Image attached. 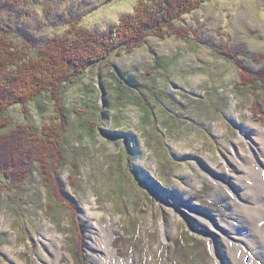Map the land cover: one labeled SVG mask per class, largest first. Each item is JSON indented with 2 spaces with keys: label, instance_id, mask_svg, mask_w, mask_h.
Instances as JSON below:
<instances>
[{
  "label": "rangeland",
  "instance_id": "1",
  "mask_svg": "<svg viewBox=\"0 0 264 264\" xmlns=\"http://www.w3.org/2000/svg\"><path fill=\"white\" fill-rule=\"evenodd\" d=\"M137 3L0 0V33L39 54L80 26L115 29ZM176 24L184 37L153 32L67 85L65 164L51 169L50 187L36 165L19 188L0 170V264H97L91 226L110 233L122 264H225L226 230L239 224L231 200L248 181L239 163L259 147L243 136L264 129V90L250 89L241 68L264 87V0H206ZM53 112L46 95L14 105L1 132L48 126Z\"/></svg>",
  "mask_w": 264,
  "mask_h": 264
},
{
  "label": "trees",
  "instance_id": "2",
  "mask_svg": "<svg viewBox=\"0 0 264 264\" xmlns=\"http://www.w3.org/2000/svg\"><path fill=\"white\" fill-rule=\"evenodd\" d=\"M206 0H138L133 13L122 16L115 29L104 32L75 29L72 38H55L32 54L25 47L12 42L6 33H0V170L15 188L23 185L31 174L33 166L41 169L45 185L50 187V171L64 166L63 135L67 130L69 116L65 101L67 85L76 82L84 69L93 64L105 62L114 52L131 50L144 38L163 29L182 36V29L176 24L178 15L189 12ZM69 37V36H68ZM221 52V49H217ZM226 58L235 60V55L225 51ZM241 66V65H240ZM242 79L257 92L261 77L242 67ZM264 72V68L260 75ZM264 79V76H262ZM121 83V82H120ZM120 85V84H119ZM46 95L53 105L55 122L50 125L32 127L19 124L10 132L1 130L10 125L7 112L14 105H25ZM62 141V142H61ZM77 165L72 166V171ZM10 183V182H9ZM74 184V183H73ZM6 183H0V200ZM76 186V184L74 185ZM55 189V188H54ZM62 193V190H61ZM61 194L57 196V201ZM118 237V236H117ZM189 241L192 242L191 239ZM179 250H186V243L180 241ZM78 259L82 261L81 251ZM82 264V263H81Z\"/></svg>",
  "mask_w": 264,
  "mask_h": 264
},
{
  "label": "bare ground",
  "instance_id": "3",
  "mask_svg": "<svg viewBox=\"0 0 264 264\" xmlns=\"http://www.w3.org/2000/svg\"><path fill=\"white\" fill-rule=\"evenodd\" d=\"M251 134V140L247 139V133L245 134L246 136L243 133V137L248 142L251 141L255 147L259 143V147H256L257 150L254 151L250 148L246 161L242 164L239 163L244 174H247L246 180L248 179V181L244 183L239 180L238 185L240 187H237L234 198L230 199L234 212L239 218V224H236V226L231 225V228L226 230L228 232L225 243L226 250L222 252L225 264H264V164H260L261 169L257 164L261 161L264 162V129L259 126L251 127ZM259 154L262 155V158H257V161L255 159L256 164H253L250 158ZM239 176L243 177V173L239 174ZM225 192L226 190L221 187V194H226L227 192ZM241 233L243 234L242 236L240 235ZM89 237L92 240L90 247L99 250L97 264H122L119 259H115L112 256L110 233L104 227L91 226ZM241 240H247L252 247L258 249L256 252L254 251V256H250L252 252L249 249L238 246ZM247 247L250 248L248 245ZM51 250L57 255V251L54 248ZM219 261L222 262V259H219Z\"/></svg>",
  "mask_w": 264,
  "mask_h": 264
}]
</instances>
